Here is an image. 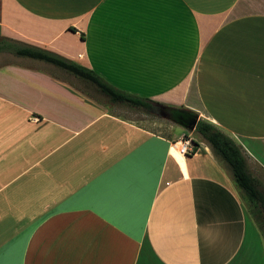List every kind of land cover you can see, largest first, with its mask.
Listing matches in <instances>:
<instances>
[{"label":"crops","instance_id":"obj_1","mask_svg":"<svg viewBox=\"0 0 264 264\" xmlns=\"http://www.w3.org/2000/svg\"><path fill=\"white\" fill-rule=\"evenodd\" d=\"M0 36L198 113L264 185V0H0ZM59 71L0 63L2 264H264L250 202L199 132L181 153V126L154 132Z\"/></svg>","mask_w":264,"mask_h":264},{"label":"trees","instance_id":"obj_2","mask_svg":"<svg viewBox=\"0 0 264 264\" xmlns=\"http://www.w3.org/2000/svg\"><path fill=\"white\" fill-rule=\"evenodd\" d=\"M2 50L14 52L18 56L31 57L51 63L90 83L114 103L128 104L146 112H152L158 105V102L148 97L115 87L93 69L53 51L30 44H19L7 38L0 39V51ZM195 130L210 143L213 151L227 162L235 182L251 203L255 218L259 220L264 213V187L262 182L250 173L246 158L239 145L229 135L206 120L200 119Z\"/></svg>","mask_w":264,"mask_h":264},{"label":"rangeland","instance_id":"obj_3","mask_svg":"<svg viewBox=\"0 0 264 264\" xmlns=\"http://www.w3.org/2000/svg\"><path fill=\"white\" fill-rule=\"evenodd\" d=\"M1 38L2 37L0 36V39ZM15 56H16V54L14 52L2 50V51H0V63L11 61L12 58H14ZM64 72L65 71H59V73H61L63 75V77H65V79L67 81H69L72 85H74L75 87H77L81 91H84L87 94L92 95L93 97H95L96 99L101 101V103H103V105L105 107H107L110 111H112L113 113L119 114L125 118L133 120L136 123L141 124L142 126L148 128L154 132L162 133L165 135L169 134L172 126H173V129H172L173 133L180 134L184 129V128L182 129L179 125L174 123L169 118L163 116L161 113L162 108L159 105H157L154 108V110H152V112H146L141 108H136V107L130 106L128 104L114 103V102L110 101L107 96H105L104 94L99 92L90 83H88V82H86V81H84L78 77L74 78L71 75H68ZM192 132L193 131L185 130V135H183L180 140L191 139L193 145H194V143L196 144V141L191 137ZM262 186L264 187L263 184H262ZM250 205H251V203H250ZM251 207H252V205H251ZM252 210H253V208H252ZM256 220H257L261 230L264 233V213H262L261 218L259 220L257 218H256Z\"/></svg>","mask_w":264,"mask_h":264},{"label":"water","instance_id":"obj_4","mask_svg":"<svg viewBox=\"0 0 264 264\" xmlns=\"http://www.w3.org/2000/svg\"><path fill=\"white\" fill-rule=\"evenodd\" d=\"M162 108V115L172 120L177 125L181 126L185 130L194 131L197 123L200 120L199 114L180 107L159 105Z\"/></svg>","mask_w":264,"mask_h":264},{"label":"built area","instance_id":"obj_5","mask_svg":"<svg viewBox=\"0 0 264 264\" xmlns=\"http://www.w3.org/2000/svg\"><path fill=\"white\" fill-rule=\"evenodd\" d=\"M177 143H180L179 151L181 153H194L196 151L191 139L180 140L174 144L176 145Z\"/></svg>","mask_w":264,"mask_h":264},{"label":"snow or ice","instance_id":"obj_6","mask_svg":"<svg viewBox=\"0 0 264 264\" xmlns=\"http://www.w3.org/2000/svg\"><path fill=\"white\" fill-rule=\"evenodd\" d=\"M124 2L145 4V3H163L164 0H124ZM0 264H2V262H0Z\"/></svg>","mask_w":264,"mask_h":264}]
</instances>
